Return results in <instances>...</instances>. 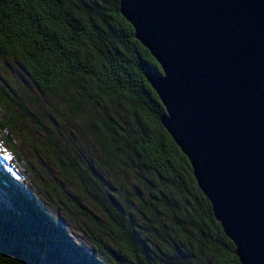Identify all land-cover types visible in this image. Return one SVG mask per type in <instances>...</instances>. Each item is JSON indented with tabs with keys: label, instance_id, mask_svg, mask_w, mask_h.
I'll return each mask as SVG.
<instances>
[{
	"label": "trees",
	"instance_id": "trees-1",
	"mask_svg": "<svg viewBox=\"0 0 264 264\" xmlns=\"http://www.w3.org/2000/svg\"><path fill=\"white\" fill-rule=\"evenodd\" d=\"M118 1L0 0V64L14 62L48 97L43 106L0 82V133L51 165L71 197L60 193L59 207L90 245L0 172V264H239L158 121L163 108L144 73L159 68ZM52 114L69 116L96 155L38 116Z\"/></svg>",
	"mask_w": 264,
	"mask_h": 264
},
{
	"label": "water",
	"instance_id": "water-1",
	"mask_svg": "<svg viewBox=\"0 0 264 264\" xmlns=\"http://www.w3.org/2000/svg\"><path fill=\"white\" fill-rule=\"evenodd\" d=\"M144 78L239 264H264V0H119Z\"/></svg>",
	"mask_w": 264,
	"mask_h": 264
},
{
	"label": "rangeland",
	"instance_id": "rangeland-1",
	"mask_svg": "<svg viewBox=\"0 0 264 264\" xmlns=\"http://www.w3.org/2000/svg\"><path fill=\"white\" fill-rule=\"evenodd\" d=\"M0 82L7 87L17 88L20 93L26 92L37 95L40 97L43 106L48 100L47 95L39 94L35 87L31 85L26 74L12 61L0 64ZM57 109L59 113H63L59 107ZM0 114L4 115L5 113L0 110ZM38 116L52 130L58 129L63 132L66 141L76 147H80L84 155L87 157L96 155L90 141L80 133L69 116L58 114L59 118H57L52 114V117L48 119L47 115ZM7 137L11 139L12 144L18 142V146L15 145L16 147L14 148L12 145H8L5 141ZM19 138L21 137L9 136L6 132L0 133V172L6 176L8 182L10 181L12 185L19 187L24 194L34 200L38 207L46 211L63 227L76 244L85 251L89 250L90 245L80 231L76 220L68 218L59 207L60 202L71 199L65 193L67 190L66 185L60 183L59 177L49 163L41 161V156L38 152L36 154L32 152L31 154L28 152L26 145L23 143L20 145L19 141L21 139ZM49 189H52L55 194L53 195V192L49 191ZM60 193H63L66 199H62ZM5 196H7V191L2 190L0 186V203H7Z\"/></svg>",
	"mask_w": 264,
	"mask_h": 264
}]
</instances>
